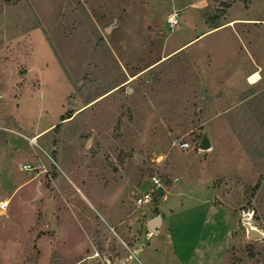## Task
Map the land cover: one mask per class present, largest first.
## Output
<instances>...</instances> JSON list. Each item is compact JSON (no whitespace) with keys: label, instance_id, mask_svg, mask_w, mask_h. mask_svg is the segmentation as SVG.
Listing matches in <instances>:
<instances>
[{"label":"rangeland","instance_id":"1","mask_svg":"<svg viewBox=\"0 0 264 264\" xmlns=\"http://www.w3.org/2000/svg\"><path fill=\"white\" fill-rule=\"evenodd\" d=\"M5 200L0 264H263L264 0H0Z\"/></svg>","mask_w":264,"mask_h":264},{"label":"built area","instance_id":"2","mask_svg":"<svg viewBox=\"0 0 264 264\" xmlns=\"http://www.w3.org/2000/svg\"><path fill=\"white\" fill-rule=\"evenodd\" d=\"M173 18H171V21L174 22L176 21ZM179 147L182 149H187L190 147V142L189 141H182L179 143ZM35 167L32 165V163H24L22 165L23 170H33ZM167 176L164 175L161 172L158 171H153L151 172L148 182H149V187L146 189H142V191L138 194V196L135 199V203L137 206H144V205H149L152 204V202L155 200V198L161 197V195L164 193V191L167 190ZM172 181L175 183L177 182L180 178L179 176H172L171 177ZM9 208V201H1L0 202V215L5 216L7 215Z\"/></svg>","mask_w":264,"mask_h":264},{"label":"water","instance_id":"3","mask_svg":"<svg viewBox=\"0 0 264 264\" xmlns=\"http://www.w3.org/2000/svg\"><path fill=\"white\" fill-rule=\"evenodd\" d=\"M211 147V141L209 139V137L207 136V134H204L200 143V148L202 149H208ZM161 222V216L156 217L152 222H151V226L152 228H156L157 226H159Z\"/></svg>","mask_w":264,"mask_h":264},{"label":"bare ground","instance_id":"4","mask_svg":"<svg viewBox=\"0 0 264 264\" xmlns=\"http://www.w3.org/2000/svg\"><path fill=\"white\" fill-rule=\"evenodd\" d=\"M259 79H260V73L258 72H254L249 78L250 82L252 83L258 81Z\"/></svg>","mask_w":264,"mask_h":264},{"label":"crops","instance_id":"5","mask_svg":"<svg viewBox=\"0 0 264 264\" xmlns=\"http://www.w3.org/2000/svg\"><path fill=\"white\" fill-rule=\"evenodd\" d=\"M255 72H258V71H255ZM253 73H254V72H253ZM253 73H252V74H253ZM258 73H259V72H258ZM252 74H251V75H252ZM251 75H250V76H251ZM250 76H249V78H250ZM260 77H261V76H260ZM256 82H257V81H256ZM251 83H252V82H251ZM254 83H255V82H254ZM211 146H212V143H211ZM175 176H178V175H175ZM179 178H180V177H179ZM173 183H174V182H173ZM164 222H165V219H164V217L161 215V222H160V223L162 224V223H164ZM159 226H160V224H159ZM157 227H158V226H157Z\"/></svg>","mask_w":264,"mask_h":264},{"label":"trees","instance_id":"6","mask_svg":"<svg viewBox=\"0 0 264 264\" xmlns=\"http://www.w3.org/2000/svg\"><path fill=\"white\" fill-rule=\"evenodd\" d=\"M264 264V263H263Z\"/></svg>","mask_w":264,"mask_h":264}]
</instances>
